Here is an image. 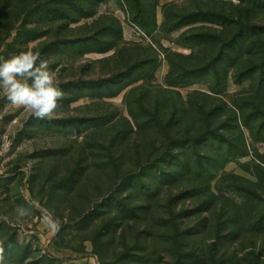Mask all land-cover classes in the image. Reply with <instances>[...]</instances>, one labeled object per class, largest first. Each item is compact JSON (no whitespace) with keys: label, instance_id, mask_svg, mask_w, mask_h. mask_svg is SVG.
Instances as JSON below:
<instances>
[{"label":"rangeland","instance_id":"obj_1","mask_svg":"<svg viewBox=\"0 0 264 264\" xmlns=\"http://www.w3.org/2000/svg\"><path fill=\"white\" fill-rule=\"evenodd\" d=\"M16 1L0 0V56L38 51L64 98L36 119L0 90V264H264V9L77 0L59 20L56 0H31L21 20L1 13Z\"/></svg>","mask_w":264,"mask_h":264},{"label":"clouds","instance_id":"obj_2","mask_svg":"<svg viewBox=\"0 0 264 264\" xmlns=\"http://www.w3.org/2000/svg\"><path fill=\"white\" fill-rule=\"evenodd\" d=\"M56 71L49 67L46 59L38 51L28 48L5 59L0 56V90L6 100L36 119H52L64 98V93L56 82ZM24 215L23 208L18 209ZM44 222L53 229L59 222L51 216H45ZM3 260V248L0 247V262Z\"/></svg>","mask_w":264,"mask_h":264},{"label":"trees","instance_id":"obj_3","mask_svg":"<svg viewBox=\"0 0 264 264\" xmlns=\"http://www.w3.org/2000/svg\"><path fill=\"white\" fill-rule=\"evenodd\" d=\"M87 1H89V0H87ZM56 2H57L56 3V9H53V11L55 12L56 18H58L59 20L69 19V18H71L72 15H75L76 12L80 13V10H83L79 6V4L77 3L78 2L77 0L76 1L75 0H56ZM242 2L246 3L249 6L251 5L252 8L264 9V0H242ZM30 6H31V0H18L16 2H10L6 6H4L1 9V13L2 14H9V15L11 13L13 18H17V20H21V18H23V16H27ZM82 6H83V4H82ZM53 11L52 10L49 11L48 9L42 10V8H41V9H39L38 14H40V15H44V13H50L51 14V12H53ZM29 14H31V13H29ZM22 20H23L21 22L22 25H29V24L32 25V24L38 23L37 21H35L33 19H22ZM4 21L6 23H8V19L5 18ZM183 21L186 23H191L193 21V16L191 15L189 17H185L183 19ZM2 25L3 24H0V28H2ZM249 26L251 27L250 29L253 31V34H254L256 32L255 28L253 27V25H248V27ZM28 32L30 34L34 33L32 30L28 31ZM245 32L246 33H243L242 36H244V34L249 33V29H246ZM263 33H264V29H263ZM30 38L33 39L34 37L31 36ZM260 50L264 54V42L262 43ZM262 66H264V65H262ZM209 69L213 70L212 66ZM215 69H216V66H215ZM201 134L202 133H197L195 135H191V140L189 141V144H194V145L197 144L199 142V139L203 136V135L200 136ZM9 172L12 173L13 169H11Z\"/></svg>","mask_w":264,"mask_h":264}]
</instances>
